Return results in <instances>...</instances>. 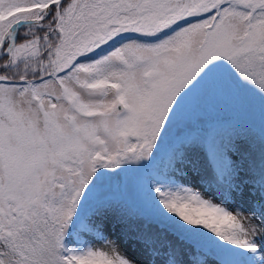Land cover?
Wrapping results in <instances>:
<instances>
[{
  "label": "snow or ice",
  "instance_id": "snow-or-ice-1",
  "mask_svg": "<svg viewBox=\"0 0 264 264\" xmlns=\"http://www.w3.org/2000/svg\"><path fill=\"white\" fill-rule=\"evenodd\" d=\"M0 264H264V0H0Z\"/></svg>",
  "mask_w": 264,
  "mask_h": 264
},
{
  "label": "trees",
  "instance_id": "trees-1",
  "mask_svg": "<svg viewBox=\"0 0 264 264\" xmlns=\"http://www.w3.org/2000/svg\"><path fill=\"white\" fill-rule=\"evenodd\" d=\"M259 110H260V102L257 100L255 101V112H256L257 119L259 118Z\"/></svg>",
  "mask_w": 264,
  "mask_h": 264
}]
</instances>
